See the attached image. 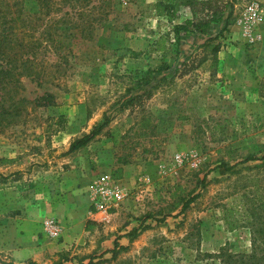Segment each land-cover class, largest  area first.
<instances>
[{"label":"rangeland","instance_id":"rangeland-1","mask_svg":"<svg viewBox=\"0 0 264 264\" xmlns=\"http://www.w3.org/2000/svg\"><path fill=\"white\" fill-rule=\"evenodd\" d=\"M157 1L77 0L41 15L32 33L39 76H20L19 110L1 118L0 156L13 160L0 162V187L12 190L0 208L11 197L15 207L17 191L51 193L71 140L105 114L88 143L112 144L127 166L118 181L128 195L106 217L69 229L74 237L61 248L19 263L95 255L96 264H264V14L251 41L241 22L250 0H226L234 21L216 40L218 62L211 47L194 48L168 82L129 103L131 81L174 60L172 27L198 0H161L172 8L162 15ZM47 92L53 98H39ZM248 155L256 157L242 161ZM11 262L0 251V264Z\"/></svg>","mask_w":264,"mask_h":264},{"label":"trees","instance_id":"trees-1","mask_svg":"<svg viewBox=\"0 0 264 264\" xmlns=\"http://www.w3.org/2000/svg\"><path fill=\"white\" fill-rule=\"evenodd\" d=\"M77 0H0V125L1 118L9 117L11 111L19 110L22 97H16L19 89L18 79L28 74L33 78L39 76L36 62V48L39 42L32 39V33L37 30L42 17L60 10L65 4ZM83 1V0H79ZM192 17L180 24H174L172 31L177 46L176 57L171 63H162L149 69L148 73L135 78L130 87H126L129 103L139 98L142 93L150 94L151 89L168 82L179 67L191 56L192 50L198 47H211L212 60L218 62L220 43L216 40L225 32L234 21L232 5L226 0H198L189 4ZM157 15L171 14V6L161 0L155 3ZM65 14L68 12L65 11ZM27 36V37H26ZM52 93H45L39 98H53ZM8 98L9 103H4ZM62 118V115H59ZM109 121L105 114L98 123H95L87 133L76 136L71 140L65 152L81 148L92 140ZM264 156V155H263ZM255 155L245 156L242 161L255 158ZM13 158L0 156V162L11 161ZM221 165L225 166L224 163ZM226 167V166H225ZM1 178L6 175L0 173ZM197 193L187 197L182 203L181 210L197 197ZM111 248L116 253V246ZM95 255H90L87 262L77 264H96ZM10 264H16L11 262ZM18 264H35L22 262Z\"/></svg>","mask_w":264,"mask_h":264},{"label":"crops","instance_id":"crops-1","mask_svg":"<svg viewBox=\"0 0 264 264\" xmlns=\"http://www.w3.org/2000/svg\"><path fill=\"white\" fill-rule=\"evenodd\" d=\"M188 11L189 16L185 20L192 17L189 6ZM102 143V147H96L91 141L70 151L71 156L66 159L69 163L63 166L60 175L57 174L59 177L55 176L51 193L49 191L39 196L30 193L32 197L28 198L17 191L14 195L17 196L14 199L17 205L12 206L11 197V205L4 207L3 204V209L0 208V251L14 263L28 258L39 259L43 252L61 248L74 237V231L69 229H83L90 216L99 215L98 211L91 208L94 207L90 196L91 180L103 173H109L118 180L127 169L126 164L116 161L112 144L103 140ZM6 190L12 195L10 188L2 187L0 195L5 194ZM45 217H55L62 222V227H65L60 237L52 239L40 229Z\"/></svg>","mask_w":264,"mask_h":264},{"label":"built area","instance_id":"built-area-1","mask_svg":"<svg viewBox=\"0 0 264 264\" xmlns=\"http://www.w3.org/2000/svg\"><path fill=\"white\" fill-rule=\"evenodd\" d=\"M263 14L264 7L255 0L248 1L244 6L241 17L243 33L246 37H251V41L254 40L253 24L260 20ZM175 159L176 162L181 163L183 158L181 154L176 153ZM91 181L90 196L94 210L100 213L99 216L106 217L108 210L111 207H117L128 195L127 189L109 173L99 174ZM40 227L51 237H56L61 233V224L55 217H45L41 221Z\"/></svg>","mask_w":264,"mask_h":264}]
</instances>
